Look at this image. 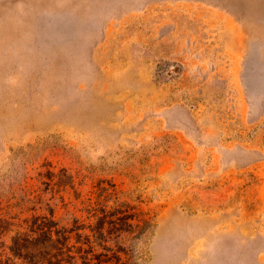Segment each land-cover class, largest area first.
I'll return each mask as SVG.
<instances>
[{
	"label": "rangeland",
	"instance_id": "rangeland-1",
	"mask_svg": "<svg viewBox=\"0 0 264 264\" xmlns=\"http://www.w3.org/2000/svg\"><path fill=\"white\" fill-rule=\"evenodd\" d=\"M34 214L91 264H264V0H0V217Z\"/></svg>",
	"mask_w": 264,
	"mask_h": 264
},
{
	"label": "trees",
	"instance_id": "trees-1",
	"mask_svg": "<svg viewBox=\"0 0 264 264\" xmlns=\"http://www.w3.org/2000/svg\"><path fill=\"white\" fill-rule=\"evenodd\" d=\"M39 175L41 183L47 187L60 189L68 184L73 185V175L68 173L66 168H61L58 173L48 169ZM15 217L17 218L11 216ZM13 224L19 225L20 229L12 236L9 246L11 255L4 257L0 253V264H75L78 257L82 258L85 264H91L95 256H90V251L93 250L91 245L85 249L70 244L71 233L78 228L77 221L73 227L68 228L47 214H34L19 223L0 217V236ZM77 235L81 237L79 232ZM85 239L86 243L90 242L89 235ZM16 259L20 262L16 263Z\"/></svg>",
	"mask_w": 264,
	"mask_h": 264
}]
</instances>
